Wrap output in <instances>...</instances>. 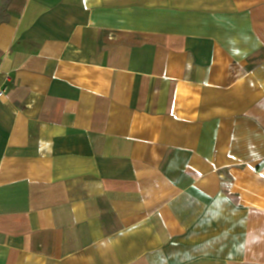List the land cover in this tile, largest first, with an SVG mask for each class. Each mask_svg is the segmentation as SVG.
<instances>
[{"label":"crops","instance_id":"crops-1","mask_svg":"<svg viewBox=\"0 0 264 264\" xmlns=\"http://www.w3.org/2000/svg\"><path fill=\"white\" fill-rule=\"evenodd\" d=\"M0 71V264H264V0H0Z\"/></svg>","mask_w":264,"mask_h":264},{"label":"built area","instance_id":"built-area-1","mask_svg":"<svg viewBox=\"0 0 264 264\" xmlns=\"http://www.w3.org/2000/svg\"><path fill=\"white\" fill-rule=\"evenodd\" d=\"M1 73V71H0ZM9 79V77H7V80ZM6 94V89L5 88H0V99H2Z\"/></svg>","mask_w":264,"mask_h":264}]
</instances>
